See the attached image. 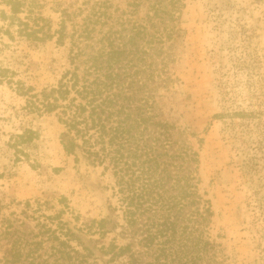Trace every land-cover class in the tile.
Here are the masks:
<instances>
[{
	"label": "rangeland",
	"instance_id": "1",
	"mask_svg": "<svg viewBox=\"0 0 264 264\" xmlns=\"http://www.w3.org/2000/svg\"><path fill=\"white\" fill-rule=\"evenodd\" d=\"M95 1L41 0L42 12L54 30L59 10L81 7L86 13ZM109 1L113 18L141 20L146 13V2L131 13L133 0ZM167 24L172 29L164 39L167 80L151 84L156 110L174 126V139L198 154V189L212 210L207 234L220 260L264 264V132L254 121L229 114L264 109V0H180ZM68 50L69 40L32 46L0 36V68L13 76L12 84L0 80V219L23 220L35 231L40 212L64 210L62 218L73 224L76 215L78 224L87 218L115 220L111 170L68 154L56 114L30 112L27 97L16 91V82L35 92L55 86L71 68ZM38 202L41 210H35ZM125 242L117 237V243Z\"/></svg>",
	"mask_w": 264,
	"mask_h": 264
},
{
	"label": "trees",
	"instance_id": "2",
	"mask_svg": "<svg viewBox=\"0 0 264 264\" xmlns=\"http://www.w3.org/2000/svg\"><path fill=\"white\" fill-rule=\"evenodd\" d=\"M1 1L0 36L32 46L69 40L71 68L55 86L35 92L16 82V91L27 97L30 112L56 114L68 154L111 170L117 206L115 220L87 218L80 224L78 215L75 224L64 220V210L40 212L36 231L23 220L1 218L0 264H225L207 234L212 210L198 189V154L174 139V126L159 117L151 87L167 80L164 39L172 29L166 23L180 0H133L131 13L147 3L141 20L113 18L109 0H96L86 13L62 8L54 30L41 0ZM11 74L0 68V80L12 84ZM229 114L254 121L264 132L263 108ZM25 207L33 209L29 201ZM118 236L126 242L117 243Z\"/></svg>",
	"mask_w": 264,
	"mask_h": 264
}]
</instances>
